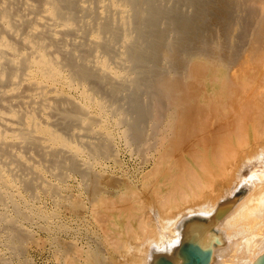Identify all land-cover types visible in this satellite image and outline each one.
<instances>
[{
    "label": "bare ground",
    "instance_id": "bare-ground-1",
    "mask_svg": "<svg viewBox=\"0 0 264 264\" xmlns=\"http://www.w3.org/2000/svg\"><path fill=\"white\" fill-rule=\"evenodd\" d=\"M111 118L141 163L107 185L105 162L118 163ZM47 172L81 176L103 244L115 245L122 218L144 236L120 264H152L184 241L210 250V264H254L264 254V0H0V224L16 255L30 238L18 220L32 215L15 188L56 196ZM73 244L64 264H108L99 242Z\"/></svg>",
    "mask_w": 264,
    "mask_h": 264
},
{
    "label": "rangeland",
    "instance_id": "rangeland-1",
    "mask_svg": "<svg viewBox=\"0 0 264 264\" xmlns=\"http://www.w3.org/2000/svg\"><path fill=\"white\" fill-rule=\"evenodd\" d=\"M63 92L67 96L72 98V99L78 100L80 98L79 91L63 88ZM79 101H80V99H79ZM124 103L125 102L123 101L122 104L125 105ZM131 112H133V111L130 110V112L128 113V116L132 120L133 119L132 117H134L135 114H134V112L133 113H131ZM114 122H115V120L113 118H111L109 120L108 129H109L110 133L112 134V142H114L113 145H114V148H115V152H117V154H118V157H117L118 163L115 162V161H112V160H108V161L105 162L106 163L105 168H106L107 171H106V173H104V174H106L105 178H104V174H103V178L105 180L107 179L109 181V182L107 180L105 181L107 185L108 184L112 185L111 183L113 181H117V180H120V179L122 181L124 179H127L128 176L134 175L136 173V171L138 170L139 166H140L139 163H141L140 156H138L135 153V151L132 150L133 148L131 149L130 147L127 146L126 140L123 137L122 129L116 124V122L114 124ZM98 131L100 132V128L98 129ZM130 157H131V159H130ZM119 161H120V163H119ZM49 174L52 175V176H49ZM71 175L72 176L70 177V179L67 180V182H63V181L59 180L58 178H56L51 172H47L45 174L44 180H45L46 184L49 185V186H54L55 188H57L58 193H57L56 196L53 193H51L50 191L46 192V189H42V188L37 189L35 191V194H32L31 192H29V191H27L25 189V187H24V185L22 183H21L22 185L19 184V183L17 184V186L15 188V192L16 193L19 192L17 194V200L19 201L20 204H23V205L28 204V206H30V211H31V215H32V217L29 218V219H24V220L22 219L21 221L18 220L19 221L18 225L21 228L23 227L22 229L29 234L30 238H29V240L26 242V244L24 246L25 250L23 249L24 251H22L20 254H17L18 255L17 256L16 253L14 252V250L11 248V246H9L7 241H5L6 240V236H7V231H6L7 229H6L5 223L4 224L3 223L0 224V231L3 228V230L0 232V239H2V241L0 240V242H1L0 243V264H31V263L32 264H59L58 260H59L60 264H64L65 259H64V256L61 255L62 254L61 252H63V249H64V245L67 246V245H69V243L73 244L74 242H75L76 246L78 245L77 247H80V246L82 247L83 245L87 246V247H89L88 245L94 246V245H97L98 242H99L100 244H102V246H103L102 248L105 250V251L103 250V252H104L103 254L105 256H107L108 264H114V263L117 264V261L119 262L121 260V258L127 257L129 255V254L125 255L126 252L127 253H128V251L131 252L130 250H132V249H134V250L131 253L135 252L136 248H134V247L135 246L137 247L138 245H140L139 243H143L144 236H142V234H138V236H140V238L139 239L136 238L137 234H134L133 232H130V231L127 230V227H126L127 219L126 218H122L120 220H117V225L115 227L116 233L112 236V239H114V241H115V245H113L111 243L108 244L107 242H106L107 245L103 244L104 241L99 240L103 236V230H101V231L98 230L100 228L97 225H95L94 219H91L92 217H90V215H92L91 211L93 210L92 206H90L91 205V201H90V199H91L90 197L91 196L89 194L87 195L88 192H87L86 187L84 186V184L82 182L81 176H79V174H77V173H72ZM111 178H112V180H111ZM258 182L259 181H257L256 183H258ZM60 185L62 187H60ZM80 185H82V186H80ZM82 190H85V191H82ZM145 190H147V189H145ZM113 191H114L113 188L107 187L106 188V193L104 194V198L105 199H110L112 201H117L116 198L114 196H112L113 195ZM19 195H22V196H19ZM78 195H80V196H78ZM228 195H230V194H228ZM228 195H227V197H229ZM39 196L41 197V199L39 198ZM141 196H142L143 207L144 208L146 207V209H144L146 212H151V210L154 208L155 204H156V207H157L156 209H160L161 210V204L157 203L155 198H154V200L156 201V203H154L155 201L153 200V198H152V201H150L151 200V198H150L151 196H147V198H146V199L150 198L149 202L146 199L144 200L143 197L144 198L146 197L145 193L141 194ZM244 196H245V194L240 195V197H241L240 199H242ZM61 197H63V198H61ZM112 197L115 198V199L113 200ZM34 199H36V201ZM63 199H64V201H63ZM228 199H230V198H228ZM69 200L71 202H74V201L78 202L79 201L80 206L81 207L84 206V207H82V209L83 208L84 209L83 210L81 209L82 212L79 211L80 208H81L79 206V204L75 205L76 207H70L71 205H70ZM61 201H62V203H61ZM68 202H69V204L66 205L65 203H68ZM80 202H83V204H85L86 206L83 205ZM150 204H152V205H150ZM68 205H69V207H68ZM5 206H6L5 207V211H7L6 212L7 215L8 216L10 215V217L13 216V218H15L16 217V212L14 210V207H13L12 203L8 202V203L5 204ZM59 206H60V208H59ZM73 206H74V204H73ZM118 206H119V204H117V207ZM6 208H7V210H6ZM40 209H41V211H40ZM74 209L78 210L79 213L81 212L80 213L81 215H78L79 214L78 211L76 212V210H74ZM156 209H153L154 213H155V211H157ZM88 211H90V212H88ZM11 212L13 214H15V215H13ZM85 213H86V215H85ZM156 213H158V211ZM54 214H56V215H54ZM41 216H42V218H41ZM88 216H89V218H88ZM151 216H152V214H151ZM46 221H47V223H46ZM75 221H76V223H74ZM21 223H22L23 226L20 225ZM150 224L152 226V230L156 229L155 226H154L155 224H152V222H150ZM119 226H121V227H119ZM96 228H97V231H96ZM4 229H6V230L4 231ZM94 230H95V232H94L95 234L93 233ZM135 230H137V228ZM152 230H151V232H152ZM97 232H98V234H97ZM2 233H3V235H2ZM100 234H102L101 237H100ZM90 235L91 236L93 235V236L91 237ZM96 236H98V237H96ZM149 236H151V234H149ZM54 238H56V240ZM90 238H96V240L95 241L94 240H90L91 241L90 242L89 241ZM145 238H147V237H145ZM40 239H41V241H40ZM72 240H76L77 242L78 241L79 242L77 243L76 241H72ZM131 240H133V241H131ZM56 241L57 242L59 241V243H57ZM88 241H89V243H87ZM96 241H98V242H96ZM62 242H64L63 243L64 245H62ZM80 242H81V244L79 246ZM127 242H128V244H127ZM134 242L136 244H134ZM129 243H130V246H129ZM131 243H132V245H131ZM60 244H61V246H60ZM126 246H127V248H126ZM130 247H133V248H131L130 250H127ZM119 249L122 250V252L119 251ZM123 251H124V253H123ZM119 252L121 253L122 256L120 255ZM123 254H124V257H123ZM25 255H27V256H25ZM60 256H62V257L60 258ZM120 263H121V261L119 262V264Z\"/></svg>",
    "mask_w": 264,
    "mask_h": 264
},
{
    "label": "water",
    "instance_id": "water-1",
    "mask_svg": "<svg viewBox=\"0 0 264 264\" xmlns=\"http://www.w3.org/2000/svg\"><path fill=\"white\" fill-rule=\"evenodd\" d=\"M211 260L210 250H204L192 241H184L174 250L157 256L152 264H210ZM254 264H264V254Z\"/></svg>",
    "mask_w": 264,
    "mask_h": 264
},
{
    "label": "clouds",
    "instance_id": "clouds-1",
    "mask_svg": "<svg viewBox=\"0 0 264 264\" xmlns=\"http://www.w3.org/2000/svg\"><path fill=\"white\" fill-rule=\"evenodd\" d=\"M152 247L155 248L157 251L161 250L158 245H153ZM149 260H151V256H149Z\"/></svg>",
    "mask_w": 264,
    "mask_h": 264
}]
</instances>
